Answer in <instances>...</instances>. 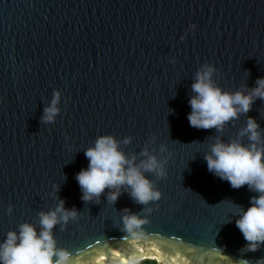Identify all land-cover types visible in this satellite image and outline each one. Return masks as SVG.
I'll return each instance as SVG.
<instances>
[{
    "label": "water",
    "instance_id": "1",
    "mask_svg": "<svg viewBox=\"0 0 264 264\" xmlns=\"http://www.w3.org/2000/svg\"><path fill=\"white\" fill-rule=\"evenodd\" d=\"M204 62L228 91L264 77V0H0V240L55 206V184L65 208L78 211L53 229L77 264H113L117 252H159L172 264L264 257V246L239 251L245 240L231 216L230 201L247 208L257 194L232 188L203 159L212 137L235 138L248 117L264 129V100L219 132L189 126L191 83ZM53 90L60 112L42 124ZM102 134L131 136L121 148L137 160L155 137L150 149L167 157L164 177L148 174L158 201L144 206L122 191L113 204L107 189L99 202L81 200L75 174ZM125 208L147 218L135 245L121 239Z\"/></svg>",
    "mask_w": 264,
    "mask_h": 264
},
{
    "label": "clouds",
    "instance_id": "2",
    "mask_svg": "<svg viewBox=\"0 0 264 264\" xmlns=\"http://www.w3.org/2000/svg\"><path fill=\"white\" fill-rule=\"evenodd\" d=\"M195 27V24L189 25L190 29ZM217 73V68L208 62L202 63L196 70L191 83L193 94L188 100L191 109L187 113L189 126L198 129L214 128L219 132L225 124L235 121L240 114L247 113L256 99L264 100V77H257L253 87L244 86L228 91L216 83L213 77ZM60 100V90H53L51 100L44 106L40 117L42 124L55 121L60 112ZM245 136L247 143L243 142ZM131 140V136L117 139L112 134H102L84 149L88 165L75 174L82 201L99 202L105 189L108 190L105 193L107 201L113 204L122 191H127L134 202L144 206L160 199L161 192L154 187L148 174L164 177L167 157L158 158L155 150L150 149L149 145L155 141V137H151L148 145L138 153L140 159L137 160V154L129 155L121 148V144L127 145ZM166 150L164 144L159 146L160 153ZM203 159L208 171L227 181L232 188L247 185L249 191L257 194L249 198L247 208L229 201L233 209L231 216L235 218V225L245 240L239 251L243 254L258 250L264 246V129L260 128L253 117H248L235 138L225 141L220 136L212 137ZM57 188L54 184L51 195L58 202L53 208L37 213V224L25 221L16 229L6 232L4 239L0 240V264H77V256L58 247L55 239L53 229L57 225L63 228L69 220L78 216L75 207L65 208L64 200L56 196ZM11 210L12 206L9 205L8 211ZM141 211L144 212L145 207ZM232 219L226 222H231ZM145 223V216L128 208L123 209L121 231L125 235L121 239L135 245L144 237L142 226ZM113 257V264H139L143 258L135 252L127 259L118 252L113 253ZM115 257H119V260ZM155 259L158 264H169V257L159 252ZM171 259L175 264L176 258ZM236 264L252 262L242 255ZM255 264H264V257L257 258Z\"/></svg>",
    "mask_w": 264,
    "mask_h": 264
},
{
    "label": "trees",
    "instance_id": "3",
    "mask_svg": "<svg viewBox=\"0 0 264 264\" xmlns=\"http://www.w3.org/2000/svg\"><path fill=\"white\" fill-rule=\"evenodd\" d=\"M142 264H158V262L156 261V259L148 258Z\"/></svg>",
    "mask_w": 264,
    "mask_h": 264
},
{
    "label": "rangeland",
    "instance_id": "4",
    "mask_svg": "<svg viewBox=\"0 0 264 264\" xmlns=\"http://www.w3.org/2000/svg\"><path fill=\"white\" fill-rule=\"evenodd\" d=\"M148 258H151V259H155V258H152V257H149V256H144L140 261H139V264H142L146 259Z\"/></svg>",
    "mask_w": 264,
    "mask_h": 264
},
{
    "label": "bare ground",
    "instance_id": "5",
    "mask_svg": "<svg viewBox=\"0 0 264 264\" xmlns=\"http://www.w3.org/2000/svg\"><path fill=\"white\" fill-rule=\"evenodd\" d=\"M142 257H144V256H149V257H152V258H155L154 256H152V255H141ZM169 264H172V263H169Z\"/></svg>",
    "mask_w": 264,
    "mask_h": 264
}]
</instances>
